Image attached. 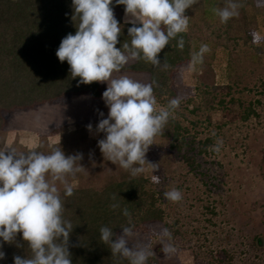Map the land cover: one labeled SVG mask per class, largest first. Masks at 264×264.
<instances>
[{
	"label": "rangeland",
	"instance_id": "374dc122",
	"mask_svg": "<svg viewBox=\"0 0 264 264\" xmlns=\"http://www.w3.org/2000/svg\"><path fill=\"white\" fill-rule=\"evenodd\" d=\"M216 1L209 4L214 12ZM243 1L245 10L230 18L231 29L220 17L203 13L209 5L186 9L189 58L172 74L173 86L156 95L157 110L181 98L149 146L143 173L136 175L145 179L163 220L135 225L129 245L151 244L156 254L149 259L159 264H264V0ZM114 13L123 26H131L123 5L115 6ZM202 44L209 50L192 63ZM121 75L150 83L147 73H113L114 78ZM102 86L103 92L107 82ZM97 110L107 116L104 101L90 93L0 108V141L12 130L16 140L11 147L17 151L48 154L61 147L66 155L82 153L81 170L65 177L73 188L100 189L135 177L104 158L97 146L103 137L95 132ZM150 163H157V169ZM153 174L160 176L159 183L152 181ZM56 184L61 195L63 184ZM172 188L182 192V200L165 199L163 193ZM164 227L172 231L177 248L170 255L162 253L159 241Z\"/></svg>",
	"mask_w": 264,
	"mask_h": 264
},
{
	"label": "clouds",
	"instance_id": "9594fccd",
	"mask_svg": "<svg viewBox=\"0 0 264 264\" xmlns=\"http://www.w3.org/2000/svg\"><path fill=\"white\" fill-rule=\"evenodd\" d=\"M196 0H71L75 33L64 36L56 50L60 62H67L71 78L79 77L77 84L107 82L102 99L108 108L107 116L98 111L95 132L103 137L97 141L104 158L130 170L133 176L143 173L146 153L154 137L159 134L170 116L181 103L179 96L157 110L154 95L156 81L142 83L127 75L114 78L130 59H142L153 66H161L158 54L170 40L188 28L185 14ZM124 6L130 40L122 44L118 37L122 24L114 8ZM239 4L228 0L226 7L217 10L222 22L238 15ZM120 44V47L117 45ZM177 47L183 49V37ZM208 45L202 44L192 56V63L202 61ZM163 67L168 65L164 63ZM89 132L93 125H86ZM218 141L215 150H220ZM91 156V153H90ZM82 153L66 155L61 147L48 154L31 150L17 151L14 147L0 148V261L6 257L4 243H13L18 234L27 242V254L14 255L12 264H72L69 237L73 224L63 215L64 203L56 181L63 184L64 195L73 194V186L65 179L83 167ZM149 163V162H148ZM157 169V163H150ZM51 177V180L48 177ZM154 183L160 176H152ZM166 200L183 199L182 192L172 188L163 193ZM115 200V197H113ZM119 208V202L110 204ZM122 214L128 223L121 225L118 234L113 227L99 229L100 241L115 257L127 259L128 264H148L156 253L151 244L130 246L129 238L135 235V224L127 208ZM164 255L175 253L177 248L172 231L164 227L159 232ZM20 246V245H18Z\"/></svg>",
	"mask_w": 264,
	"mask_h": 264
},
{
	"label": "trees",
	"instance_id": "16d2710c",
	"mask_svg": "<svg viewBox=\"0 0 264 264\" xmlns=\"http://www.w3.org/2000/svg\"><path fill=\"white\" fill-rule=\"evenodd\" d=\"M214 1L196 0L193 6L209 5ZM223 1H216L219 9L227 6ZM236 2L238 9L244 11L245 2ZM260 9L264 12V7ZM203 13L210 18L219 17L210 5ZM72 14L71 0H0V108L32 106L65 93H90L95 99L103 100L102 82L78 85L79 77L71 78L70 66L66 61L60 62L55 54L61 39L69 32L75 33ZM231 22L230 18L224 22L227 29H231ZM122 27L118 37L120 44L130 40L128 27ZM181 36L183 49L177 47ZM190 42L188 33L182 32L158 54L161 66L135 59L121 72L149 74L150 83L156 81L154 95L160 96L170 84L173 86L174 71L188 60ZM164 63L167 68L162 66ZM169 93L176 95L172 87ZM2 119L0 115L1 129ZM173 135L174 140L176 132ZM144 183L143 176H135L112 181L100 189L73 188L71 196H65L64 190L61 192L65 205L63 215L74 226L69 237L72 264H128L127 259L113 256L108 245L100 241L99 229L107 225L119 234L120 226L127 224L129 219L122 214L123 208L129 210L135 225L163 220V212L155 206L153 193L146 190ZM117 201L120 207L111 208L110 204ZM3 248L6 257L0 264H12L14 255L24 256L29 251L20 234L15 242L4 243ZM148 264L159 263L149 259Z\"/></svg>",
	"mask_w": 264,
	"mask_h": 264
},
{
	"label": "crops",
	"instance_id": "0c3cea01",
	"mask_svg": "<svg viewBox=\"0 0 264 264\" xmlns=\"http://www.w3.org/2000/svg\"><path fill=\"white\" fill-rule=\"evenodd\" d=\"M122 17L124 18V16H122ZM29 131L33 132L34 130L30 129ZM4 133H5V137L3 138V141H0L1 142L0 148L6 147V146L11 147L13 142H14V140H16V133L14 131H12V130L10 132L9 131L8 132L5 131Z\"/></svg>",
	"mask_w": 264,
	"mask_h": 264
}]
</instances>
